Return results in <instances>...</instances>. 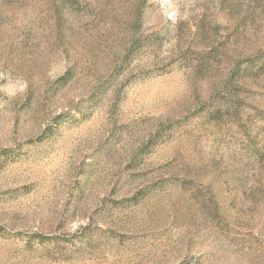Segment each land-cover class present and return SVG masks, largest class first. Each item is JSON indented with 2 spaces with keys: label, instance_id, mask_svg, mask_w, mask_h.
Instances as JSON below:
<instances>
[{
  "label": "rangeland",
  "instance_id": "obj_1",
  "mask_svg": "<svg viewBox=\"0 0 264 264\" xmlns=\"http://www.w3.org/2000/svg\"><path fill=\"white\" fill-rule=\"evenodd\" d=\"M0 264H264V0H0Z\"/></svg>",
  "mask_w": 264,
  "mask_h": 264
}]
</instances>
